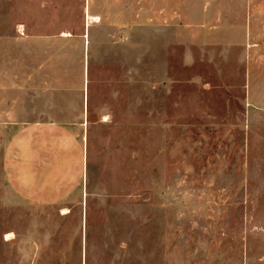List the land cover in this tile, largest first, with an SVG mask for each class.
Instances as JSON below:
<instances>
[{"label":"rangeland","instance_id":"obj_1","mask_svg":"<svg viewBox=\"0 0 264 264\" xmlns=\"http://www.w3.org/2000/svg\"><path fill=\"white\" fill-rule=\"evenodd\" d=\"M63 1L0 0V264H264V0Z\"/></svg>","mask_w":264,"mask_h":264},{"label":"crops","instance_id":"obj_2","mask_svg":"<svg viewBox=\"0 0 264 264\" xmlns=\"http://www.w3.org/2000/svg\"><path fill=\"white\" fill-rule=\"evenodd\" d=\"M102 1H103V10L101 12L98 8L99 5L101 4V0H78L79 5H81L83 9V17L86 18L87 15H89V16L97 17L99 20L100 19L112 20V18L110 16L108 17L107 14L111 11V7L114 4L113 0H102ZM135 3H136L135 20L144 21L150 18L149 15L151 13L147 10V7H145V0H136ZM57 4L64 5V4H67V2L62 0L60 3L58 0ZM145 11H147L146 15H145ZM124 19H127V18L125 17Z\"/></svg>","mask_w":264,"mask_h":264},{"label":"bare ground","instance_id":"obj_3","mask_svg":"<svg viewBox=\"0 0 264 264\" xmlns=\"http://www.w3.org/2000/svg\"><path fill=\"white\" fill-rule=\"evenodd\" d=\"M92 21H98V18L97 17H93V16H89L87 15V25L92 22ZM63 34H66V35H69L68 33H63ZM63 212H66V210H63ZM68 212V211H67ZM8 237V236H7Z\"/></svg>","mask_w":264,"mask_h":264}]
</instances>
